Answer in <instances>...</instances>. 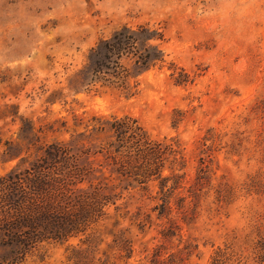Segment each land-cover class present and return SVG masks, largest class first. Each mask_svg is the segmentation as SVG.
Masks as SVG:
<instances>
[{"label":"rangeland","instance_id":"rangeland-1","mask_svg":"<svg viewBox=\"0 0 264 264\" xmlns=\"http://www.w3.org/2000/svg\"><path fill=\"white\" fill-rule=\"evenodd\" d=\"M123 24L160 28L166 62L191 83L176 86L165 65L141 76L132 95L109 87L72 96L67 76ZM60 89L63 101L46 104ZM5 105L44 143L82 133L78 140L97 145L105 136L91 134L92 117L128 116L150 139L180 145L185 176L167 209L157 182L126 189L111 182L119 199L91 248L103 264H264L256 256L264 232V0H0ZM20 128L19 120L0 121V152L5 142L21 143ZM201 163L208 179L193 190ZM15 164L0 163V175ZM118 239L129 243V259ZM77 245L88 244L45 245L16 264H86L70 259Z\"/></svg>","mask_w":264,"mask_h":264},{"label":"trees","instance_id":"trees-1","mask_svg":"<svg viewBox=\"0 0 264 264\" xmlns=\"http://www.w3.org/2000/svg\"><path fill=\"white\" fill-rule=\"evenodd\" d=\"M163 42L164 34L158 27L120 25L88 50L82 66L67 76L64 89L72 96L109 87L132 95L141 76L165 65L172 71L174 84L186 86L191 83L188 74L166 62ZM63 99L60 89L51 92L45 103L51 106ZM6 119L19 120L20 132L26 136L20 138L21 143L5 142L0 152L1 164L16 161L0 175V250L6 252L0 264H16L45 245H63L75 239L88 245L85 249L71 247V260L103 264L92 256L91 248L96 226L119 199L111 185L114 179L125 183L124 189L157 182L163 209L168 208L170 195L182 186L185 159L178 142L150 139L135 118L92 117L91 134L105 136L97 145L78 140L82 133L71 135L68 141L40 142L33 124L13 105L0 108V121ZM201 165L193 190H200L208 179L206 166ZM165 170L168 175L163 174ZM117 241L121 243L119 252L125 254L121 257L129 259V243ZM256 256L264 263V232Z\"/></svg>","mask_w":264,"mask_h":264}]
</instances>
